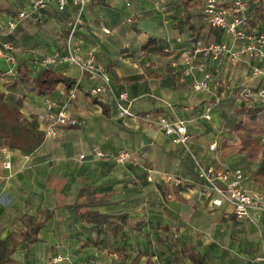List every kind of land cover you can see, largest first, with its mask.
Instances as JSON below:
<instances>
[{"label": "crops", "instance_id": "1", "mask_svg": "<svg viewBox=\"0 0 264 264\" xmlns=\"http://www.w3.org/2000/svg\"><path fill=\"white\" fill-rule=\"evenodd\" d=\"M34 1L0 0V29ZM125 1L90 0L74 41L85 53H94L110 74L116 93L128 95L133 114L126 118L112 106L110 116H105L102 106L88 96V82L80 81L76 67L45 69L35 64L38 58L65 50L68 10L60 12L51 4L43 24L28 18L0 39L15 46L10 53L14 63L0 58V92L20 103L24 115L39 119L47 97L64 104L69 90L61 84L51 94H43L32 83L35 75L51 71L68 77L79 93L68 112L80 123L77 128L60 129L58 139H45L31 154L8 150V158L0 150V264H133L137 256L139 264H192L185 251L199 254L204 264H264V220L226 217V208L212 207L202 196L203 182L192 157L203 165L241 168L247 173L245 187L264 193V172L260 173L264 156L250 163L239 152L228 122L232 107L243 101L264 106V76L253 74L254 67L264 70V60L246 58L236 66L229 59L208 60L212 90L196 92L181 69L171 66L173 59L181 60L194 46L184 19L202 29L205 44L230 40L205 21V0H169L163 9L156 8L157 0H130V7ZM246 2L250 28L264 35L257 16V9L264 12V0ZM149 38L175 53L149 54L143 49ZM162 117L187 122V148L175 145L159 129L157 120ZM124 152L132 159L119 165L115 158ZM8 159L11 169L4 168ZM148 169L153 171L152 182ZM161 173L180 178L184 185H165ZM82 188L94 190L102 200L95 211L111 217L128 215L130 231L118 238L103 233L95 246L98 229L69 209ZM24 215L35 225L45 223L32 245L17 238L27 231L21 221ZM138 224L145 225L142 232L135 230ZM166 227L168 232L163 230ZM158 239L164 246L157 244ZM13 243L19 245L11 252Z\"/></svg>", "mask_w": 264, "mask_h": 264}, {"label": "built area", "instance_id": "2", "mask_svg": "<svg viewBox=\"0 0 264 264\" xmlns=\"http://www.w3.org/2000/svg\"><path fill=\"white\" fill-rule=\"evenodd\" d=\"M169 0H157L156 8L163 9ZM90 0H35L28 10L21 11L17 19L10 21L5 28L0 29L1 37L12 33L20 21L28 18L35 19L39 24L44 22V11L53 4L60 12L69 8H75L70 17L66 37L65 50L57 52L54 56L41 57L35 60V64L41 68L76 67L80 72V81L86 78L87 93L93 100L114 107L122 118L131 116V104L126 93L117 94L112 83V78L106 69L97 62L94 53H85L78 46L74 38L84 25V12ZM130 7V0H126ZM203 14L206 22L221 29L230 40L220 44H205L198 41L193 48L186 50L181 60L173 59L171 66L181 69L184 77L189 81L196 92L209 93L214 82L213 73L207 68V61L214 62L221 59H229L234 66L250 60H264V35L249 26L248 6L245 0H205ZM129 22H132L129 19ZM15 50L11 42L0 41V58L15 62L10 54ZM12 73V71H10ZM253 74L264 76V70L254 67ZM77 84L69 90L68 98L64 104L52 96L45 99L44 111L39 116L45 139H58L60 129L77 128L79 121L68 112L69 104L78 98ZM206 120H211L210 112L205 115ZM159 129L172 139V142L181 147H188L190 135L187 122L184 120H171L165 117L157 120ZM213 150L217 149L213 145ZM8 158V149H2ZM98 156H103L96 149ZM199 178L203 182L202 196L214 208H226L225 216H234L239 220L258 222L264 220V193L250 191L245 187L247 173L241 168H231L219 163L216 166L203 165L192 156ZM132 159L128 152L121 153L115 158L119 165H125ZM10 159L4 163L5 169H11ZM148 181L152 182L153 171L147 170ZM161 180L165 185L176 186L182 184V180L170 173H161Z\"/></svg>", "mask_w": 264, "mask_h": 264}, {"label": "trees", "instance_id": "3", "mask_svg": "<svg viewBox=\"0 0 264 264\" xmlns=\"http://www.w3.org/2000/svg\"><path fill=\"white\" fill-rule=\"evenodd\" d=\"M203 5L204 3L202 2V6ZM67 10L69 11L68 17L70 21V17L75 11V8L71 7ZM257 13L260 14L257 15L258 19L264 25V12L261 9H257ZM43 22H45V15ZM183 23L186 24L188 29L192 32V41L194 45L198 41H202V29L194 26L189 18H185ZM250 25L249 21V26ZM177 27H179L180 32H182V27L179 25H177ZM256 30L260 33L259 29ZM143 49L149 54L160 56H168V54L173 55V53H175L174 50L160 47L156 39L153 38L148 39L143 46ZM32 83L40 88L43 94H51L61 84L66 86L68 90L73 88L76 84L72 79L57 73H52L51 71L37 73ZM93 101L102 106L106 117L110 116V105L102 103L96 99H93ZM231 115L232 117L228 119V122L232 125L233 135L239 141V152L244 154L250 163L257 162L264 156V106H257L249 104L247 101H243L241 105L232 107ZM44 141L45 134L40 130L38 117L35 115H24L21 112L20 103L13 101L8 94L0 92V150H19L31 154L35 152ZM263 172L264 167L261 169L260 173L262 174ZM50 185L52 184H49V186ZM182 185L184 184L176 185L174 188H178ZM61 186L62 183L59 182L58 187H56V190H59V194L62 190ZM101 201L102 200L96 196L94 190H91L90 188H82L79 191L76 205L69 207V209L75 210L78 219L88 225L95 226L98 229V238L95 246H98L99 237L103 233H110L114 238H118L130 231L129 229H126L129 218L128 215L111 217L101 214L93 209L96 204ZM21 221L25 224L27 231H24L17 236L20 243H28L31 245L37 243L38 234L44 227L45 223L35 225L32 218L28 217V215H24L21 218ZM143 227H145V225L138 224L135 230L142 232ZM163 230L165 232L169 231L167 227L163 228ZM156 242L157 244L164 246L163 241L160 239ZM18 245V243H13L11 252H14ZM149 245H151V243H148V248ZM85 247H87V245H85ZM185 254L192 264H204L199 254L189 251H185ZM139 262L140 257L137 256L134 259L133 264H139Z\"/></svg>", "mask_w": 264, "mask_h": 264}, {"label": "rangeland", "instance_id": "4", "mask_svg": "<svg viewBox=\"0 0 264 264\" xmlns=\"http://www.w3.org/2000/svg\"><path fill=\"white\" fill-rule=\"evenodd\" d=\"M5 86H6V87H9V89L13 91V88H14L13 86L8 85V84H6ZM225 106H226V105H225ZM225 106H224V107H225Z\"/></svg>", "mask_w": 264, "mask_h": 264}]
</instances>
